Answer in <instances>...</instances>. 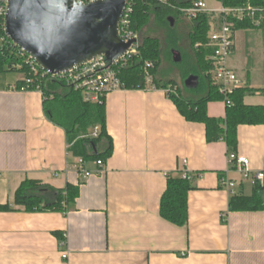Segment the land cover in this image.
Segmentation results:
<instances>
[{"label": "crops", "instance_id": "0c3cea01", "mask_svg": "<svg viewBox=\"0 0 264 264\" xmlns=\"http://www.w3.org/2000/svg\"><path fill=\"white\" fill-rule=\"evenodd\" d=\"M256 25L236 30L229 64L252 90L245 103L264 106V14ZM23 80L0 71V204H12L26 179L74 186L78 195L66 212H0V264H264V211H231L222 179L239 181L235 194L250 195L254 185L248 193L249 183L230 170L227 143L208 142L205 125L186 120L164 88L107 95L113 152L102 168L86 161L93 173L85 178L66 130L46 114L43 92L21 90ZM208 113L224 118L225 103L209 102ZM236 153L264 171V124L239 126ZM184 170L194 188L179 226L161 216L160 202L168 174Z\"/></svg>", "mask_w": 264, "mask_h": 264}, {"label": "trees", "instance_id": "16d2710c", "mask_svg": "<svg viewBox=\"0 0 264 264\" xmlns=\"http://www.w3.org/2000/svg\"><path fill=\"white\" fill-rule=\"evenodd\" d=\"M195 1L171 0V5H160L151 0H130L133 9L131 28L138 35V51L128 58L124 66L118 68L119 75L129 88H148L145 66L146 63H153V84L157 88L172 90L167 95L186 120L204 124L208 142L224 140L229 153L236 152L239 126L264 124V106L245 103L246 95L252 92L246 84L237 87L226 97L211 82L209 57L213 50L208 46L211 16L202 13L196 19H189L179 10L193 5ZM218 1L225 7L251 5L256 9L255 16L235 22L236 30L257 26V20H260L261 26L264 0ZM170 18L174 20L173 25ZM151 26L154 28L151 29ZM168 46L181 53L182 61L179 63L187 66L182 83L176 78L166 79L160 71L165 47ZM0 71L21 72L24 80L18 83L19 88H39L43 92L46 114L66 130L75 156H81L86 161L103 162L111 157L113 140L107 130L106 102L86 101L82 92L67 85L63 79L46 74L43 70L35 73L27 62V55L10 40L2 25ZM192 74L199 77L197 88L185 85V80ZM212 101L225 103L224 118L209 115L208 103ZM96 127L99 128V134L93 136ZM193 188L191 178L183 174H168L167 187L160 202L161 216L176 225H185L189 217L188 194ZM77 195L78 188L74 186L58 189L38 180L26 179L16 190L12 204H0V212L13 211L16 207H23L28 212H66L74 204ZM229 208L231 211H264V183L254 185L250 195H232ZM59 237L61 241L64 240L63 235Z\"/></svg>", "mask_w": 264, "mask_h": 264}, {"label": "built area", "instance_id": "2783aa9c", "mask_svg": "<svg viewBox=\"0 0 264 264\" xmlns=\"http://www.w3.org/2000/svg\"><path fill=\"white\" fill-rule=\"evenodd\" d=\"M96 1V0H94ZM160 5H171V0H151ZM92 2V0H84V3ZM8 0H0V25L5 30V17L7 13ZM189 19H196L200 14L206 13L211 16L208 46L212 48L213 52L209 57L210 69L209 76L211 82L216 85L219 91L228 97L237 87L244 85L237 72L230 66L229 58L234 50L235 37V22L244 20L246 17L255 16L256 9L251 5L246 7H225L222 4L217 7H210L204 0H196L193 5L189 7L179 8ZM132 7L130 0H127V5L121 19L119 36L124 42H129L137 39L134 44L119 61L110 64L104 56L93 58L83 66L77 67L60 75H51L44 70L29 54L24 50L22 52L27 55V62L32 65V70L38 73L43 70L44 73L49 74L55 78L63 79L67 85L75 90L83 93L84 99L92 103L106 102L107 95L116 90L128 89V85L119 75V67L124 66L127 60L138 51V35L131 28V14ZM260 20L256 21L259 24ZM6 32V31H5ZM153 63H146L145 79L148 88H156L153 84V75L151 69ZM21 90H29L26 87ZM37 90H40L39 88ZM41 91V90H40ZM166 93L171 92L170 88L165 89ZM229 103V100H227ZM99 134V128L96 127L93 131V136ZM229 163L232 171L240 174L243 182L251 181L253 185L264 183V171H254L251 167V161L244 155H239L236 152H230L228 155ZM187 163L186 160H184ZM97 165L102 168L104 162L97 161ZM74 168L79 171L83 177L92 175V171L86 168V160L79 157ZM184 177L192 178V175L184 170ZM239 181L230 177H223L222 185L230 193L234 195ZM66 244V236L62 241V245ZM64 259L68 258V252L62 254Z\"/></svg>", "mask_w": 264, "mask_h": 264}, {"label": "water", "instance_id": "95a60500", "mask_svg": "<svg viewBox=\"0 0 264 264\" xmlns=\"http://www.w3.org/2000/svg\"><path fill=\"white\" fill-rule=\"evenodd\" d=\"M55 0H48L49 4ZM127 0H96L84 3L78 22L71 29H62L51 11L41 10L36 0H8L5 31L10 40L29 54L51 75L83 66L93 58L104 56L110 64L124 57L137 39L124 42L119 36L120 23ZM22 21L29 25L27 39L18 35ZM174 24L173 18H170ZM53 55H38L37 48ZM174 61H182L179 51L173 52ZM188 88L199 86V77L190 75L185 80Z\"/></svg>", "mask_w": 264, "mask_h": 264}, {"label": "clouds", "instance_id": "9594fccd", "mask_svg": "<svg viewBox=\"0 0 264 264\" xmlns=\"http://www.w3.org/2000/svg\"><path fill=\"white\" fill-rule=\"evenodd\" d=\"M41 10L48 12L51 11L55 17L56 22L62 29H71L81 16L84 8V0H55L54 3L49 4L48 0H36ZM94 2V0H92ZM29 25L22 21L21 29L18 35L21 39H27L26 29ZM38 55L51 56V51L45 52L43 48H37Z\"/></svg>", "mask_w": 264, "mask_h": 264}, {"label": "rangeland", "instance_id": "374dc122", "mask_svg": "<svg viewBox=\"0 0 264 264\" xmlns=\"http://www.w3.org/2000/svg\"><path fill=\"white\" fill-rule=\"evenodd\" d=\"M153 28L154 27L151 26V29H153ZM174 51H175V49L171 48V46L165 47V54L163 55V61L160 65V71L165 74L166 79L176 78L179 83H182L184 80L183 79L184 72H185V69L187 68V66L185 64L177 63L174 61V58H173V52ZM185 63H186V61H185ZM247 183H249V184L247 185L246 190L249 193L251 188H252V186H251L252 182L247 181Z\"/></svg>", "mask_w": 264, "mask_h": 264}]
</instances>
